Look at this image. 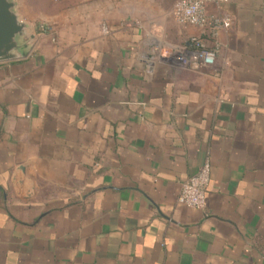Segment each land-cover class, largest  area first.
<instances>
[{"label":"crops","instance_id":"obj_1","mask_svg":"<svg viewBox=\"0 0 264 264\" xmlns=\"http://www.w3.org/2000/svg\"><path fill=\"white\" fill-rule=\"evenodd\" d=\"M176 1L29 19L0 63V264H264V0L208 5L217 38ZM193 37L214 65L169 54ZM207 156L205 208L180 204Z\"/></svg>","mask_w":264,"mask_h":264},{"label":"built area","instance_id":"obj_2","mask_svg":"<svg viewBox=\"0 0 264 264\" xmlns=\"http://www.w3.org/2000/svg\"><path fill=\"white\" fill-rule=\"evenodd\" d=\"M227 0H177L173 6V16L180 24L198 26L208 29L213 38L228 29L231 25L229 18L212 14L208 11V5L220 4ZM43 30L44 26L41 27ZM102 32L109 33L106 24L102 25ZM219 44L216 42L213 47H206L203 39L193 37L187 44L170 47L169 54L181 66L186 67L191 63H197L201 67L215 64L219 52ZM211 179V159L206 157L198 171L190 176L182 184L178 195V202L184 206L204 209L206 205V190Z\"/></svg>","mask_w":264,"mask_h":264},{"label":"water","instance_id":"obj_3","mask_svg":"<svg viewBox=\"0 0 264 264\" xmlns=\"http://www.w3.org/2000/svg\"><path fill=\"white\" fill-rule=\"evenodd\" d=\"M14 0H0V63L25 57L35 41L32 24L16 10Z\"/></svg>","mask_w":264,"mask_h":264},{"label":"rangeland","instance_id":"obj_4","mask_svg":"<svg viewBox=\"0 0 264 264\" xmlns=\"http://www.w3.org/2000/svg\"><path fill=\"white\" fill-rule=\"evenodd\" d=\"M17 3L16 10L20 16L26 21L37 18L42 12H56L65 10L71 6L78 5L82 0H14ZM37 26H44L45 30L48 27L45 22H37Z\"/></svg>","mask_w":264,"mask_h":264}]
</instances>
